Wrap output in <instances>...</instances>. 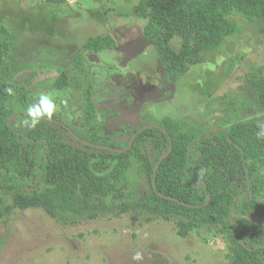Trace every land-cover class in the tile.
Instances as JSON below:
<instances>
[{
	"label": "rangeland",
	"instance_id": "obj_1",
	"mask_svg": "<svg viewBox=\"0 0 264 264\" xmlns=\"http://www.w3.org/2000/svg\"><path fill=\"white\" fill-rule=\"evenodd\" d=\"M137 2L0 0V24L9 32L8 77L29 82L27 113L46 104L82 139L114 144L128 142L131 131L147 123L193 133L242 120L264 123V107L255 102L250 82L264 72V18L234 13L239 33L214 50L193 52L188 70L166 90L156 48L143 36L147 19L133 11ZM106 35L115 40L113 49L93 52L84 46L87 38ZM170 45L177 49L179 40ZM76 54L87 72L90 95L85 87L54 85L57 78L83 80L72 62ZM89 54H96L98 63ZM105 107H115L118 115L99 120ZM121 111L135 113L134 120L121 119ZM139 153L153 161L158 148L147 138ZM130 160L116 183L123 192L119 201L133 202L143 193V182L148 184L146 171ZM36 187H51L50 174L41 173ZM26 196L17 187L0 195L6 207L0 217V264H231L220 235L196 231L180 237L172 221L146 220L137 212L54 218L40 207H21ZM254 217L264 220V202ZM137 253L142 259H133Z\"/></svg>",
	"mask_w": 264,
	"mask_h": 264
},
{
	"label": "trees",
	"instance_id": "obj_2",
	"mask_svg": "<svg viewBox=\"0 0 264 264\" xmlns=\"http://www.w3.org/2000/svg\"><path fill=\"white\" fill-rule=\"evenodd\" d=\"M133 11L147 19L143 36L156 48L161 82L168 90L188 70L193 52L214 50L239 33V23L231 17L234 13L263 19L264 0H138ZM174 38L179 40L177 49L170 45ZM8 41V29L0 24V195L17 187L27 195L21 207H40L54 218L137 212L146 215V220L172 221L180 237L196 231L220 235L231 264H264V220L254 217L259 202H264V171H260L264 168V138H257L259 125L264 123L242 120L198 133L176 132L161 124L171 137L172 148L154 170L169 148L167 135L156 127L139 133L131 147L119 153L76 141L64 127L47 119L55 116L49 106L52 115L47 114L44 104L35 111L38 123L33 126L25 104L29 82L8 77ZM115 45L109 35L84 42L93 52ZM72 62L83 80L57 78L54 85L58 89L85 87L90 95L80 56L76 54ZM250 82L255 102L264 107V72ZM111 113L115 109L103 108L98 119L105 121ZM13 115L15 119L10 121ZM147 138L158 148L153 161L139 153ZM97 143L119 148L128 145ZM131 158L146 171L148 184L133 202L119 201L123 192L116 183L131 166ZM41 173L50 174L51 187L39 191L36 182ZM5 213L6 207L0 203V217Z\"/></svg>",
	"mask_w": 264,
	"mask_h": 264
},
{
	"label": "water",
	"instance_id": "obj_3",
	"mask_svg": "<svg viewBox=\"0 0 264 264\" xmlns=\"http://www.w3.org/2000/svg\"><path fill=\"white\" fill-rule=\"evenodd\" d=\"M144 41H145V42H148L147 40H144ZM88 58H89L91 61H94V62H98V61H99V57H98L96 54H89V55H88ZM119 117H120L121 119H123V120H127V119H129V120H132V121H133L134 118H135V113H133V112H125V111H121ZM56 122H58V121H56ZM58 123H59V122H58ZM151 127H156V128H158V129H160L161 131H163V132L167 135L168 140H169V148H168V150H167L166 152L162 153V154L160 155V157L158 158V160L156 161V163H155V165H154V170H155V168L158 166V164L161 162V160H163V159H164V158L170 153L171 148H172L171 137L169 136V134L167 133V131L165 130V128H163V127L160 126L159 124H146V125H143V126H141L140 128H138V129H137V130L131 135V137H130V139H129V141H128V145H127L126 147H124V148H119V147H114V146H109V145H104V144H98V143L89 142V141H86V140H84V139L78 137V136H77L76 134H74L70 129H69V132L73 135V137H74L77 141L81 142V143L84 144V145H87V146H90V147H95V148H98V149H104V150H110V151H113V152H119V153H122V152L127 151V150L131 147V145H132V143H133L135 137H136L139 133H141V132L144 131L145 129H147V128H151ZM213 130H215V129H213ZM142 185L144 186L145 183L143 182ZM153 185H154V182H153ZM239 241H240V243H243L240 237H239Z\"/></svg>",
	"mask_w": 264,
	"mask_h": 264
},
{
	"label": "clouds",
	"instance_id": "obj_4",
	"mask_svg": "<svg viewBox=\"0 0 264 264\" xmlns=\"http://www.w3.org/2000/svg\"><path fill=\"white\" fill-rule=\"evenodd\" d=\"M9 91H11V90L9 89ZM45 109L47 110V114H48L49 116H51V115H52V111H51V109H48V106H47V105H45ZM29 113H30V115L33 116L32 125L35 126V125L38 123V120L35 118V110H33L32 108H30V109H29ZM259 127H260V131L257 133V138H258V139H260V138H264V124L259 125ZM202 174H203V172H201V175H202ZM133 259H135V260H140V259H142V257H141V255H140L139 253H137V254L133 257Z\"/></svg>",
	"mask_w": 264,
	"mask_h": 264
},
{
	"label": "flooded vegetation",
	"instance_id": "obj_5",
	"mask_svg": "<svg viewBox=\"0 0 264 264\" xmlns=\"http://www.w3.org/2000/svg\"><path fill=\"white\" fill-rule=\"evenodd\" d=\"M86 57H88V56H86ZM96 63H98V62H96ZM16 81V80H15ZM166 89V88H165ZM167 90V89H166ZM46 105V104H45ZM48 106V105H47ZM105 108H113V109H115V113H111L109 116H108V118H107V120H105V121H108L110 118H112L113 116H117L118 115V111H117V109L115 108V107H105ZM100 112V111H99ZM99 114V113H98ZM120 116V115H119ZM47 119H49L50 121H54L55 123H57V124H59V125H61L62 127H64L66 130H67V132H68V134L69 135H71V137L73 138V139H75L74 137H73V135L69 132V127L67 126V125H65L64 123H62V122H60V121H58L57 119H52V118H47ZM56 121H58V122H56ZM147 124H157V123H147ZM144 125H146V124H144ZM160 125V124H159ZM143 126V125H142ZM161 126V125H160ZM141 127V126H140ZM139 127V128H140ZM152 128V127H151ZM138 129V128H137ZM136 129V130H137ZM148 129V128H147ZM71 130V129H70ZM135 130V131H136ZM146 130V129H145ZM72 131V130H71ZM134 131V132H135ZM73 132V131H72ZM133 132V133H134ZM74 133V132H73ZM132 133V134H133ZM75 134V133H74ZM78 136V135H77ZM79 137V136H78ZM131 137V136H130ZM81 138V137H80ZM76 140V139H75ZM84 140H86V139H84ZM77 141V140H76ZM86 141H88V140H86ZM129 141V140H128ZM90 142V141H89ZM81 143V142H80ZM93 143H95V142H93ZM110 146V145H109ZM146 185H144V187H145Z\"/></svg>",
	"mask_w": 264,
	"mask_h": 264
}]
</instances>
